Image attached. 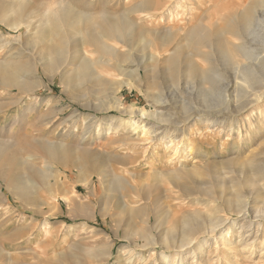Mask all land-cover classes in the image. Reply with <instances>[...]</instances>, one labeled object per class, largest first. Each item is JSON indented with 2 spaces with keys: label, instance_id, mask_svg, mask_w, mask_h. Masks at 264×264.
<instances>
[{
  "label": "rangeland",
  "instance_id": "374dc122",
  "mask_svg": "<svg viewBox=\"0 0 264 264\" xmlns=\"http://www.w3.org/2000/svg\"><path fill=\"white\" fill-rule=\"evenodd\" d=\"M0 1H11L14 5L20 2L32 13L25 24H22L31 23L29 30L20 28L14 31L6 24L0 23V36L9 42L4 48L0 41V62L9 60L11 50L16 48L22 58L31 53L37 59L44 58L45 50L33 40L37 37V29L47 14L61 7L59 2L81 13L85 12L84 14L92 18L123 15L137 26L147 24L140 19L137 12L145 0ZM182 7L186 15L185 24H188L192 14L201 12V9L185 8L184 3ZM160 21L162 20L159 17L152 26L166 30L169 24ZM205 24L209 26L208 21ZM183 35L181 32L179 37L175 38V43L180 42ZM134 48V54L138 56L143 44H136ZM79 49L82 50V47ZM144 49L143 53L149 52L148 48ZM67 50V60L70 61L73 50ZM17 59L21 60L19 56ZM220 68L221 79L214 83L212 88L199 81L187 84L181 79L170 80L161 85L159 93L164 95L162 98L166 104L161 111L169 122L145 119L144 124L149 123V127L153 129L149 132L147 129H140L142 132L139 130L140 132L133 136L129 122L139 120L138 116L115 110H108L109 113L100 111L103 95L95 98L94 93L90 92L89 94H92L86 97L87 100L83 94L82 97H72L67 93L68 88L62 85L60 72L46 75L40 71L36 78L38 90L25 95L0 88V105L14 103L9 106L10 109L7 107L8 109L4 108L5 110L0 112V141L16 148L15 152L20 159L37 167H43L47 159L37 148L24 141L27 137L73 147L72 161L70 158L66 159L63 165L54 160L49 162L53 166L56 181L61 182L60 184L69 191V195L75 194L78 202L88 209L86 214L71 213V205L62 200V196L66 194L48 192L42 189V186H38L34 191L39 199L36 208L20 204L4 190L0 193V246L10 257L0 264H166V261H169L168 264H174L175 255L182 251L187 254L184 264H198L193 262L195 256L190 254V248L182 250L177 242L167 241L172 236L179 241L186 220H192L197 210L205 211L204 207L191 205L188 200L176 201L171 197V173L179 169L185 174V169L190 170L187 175L182 176L180 183L198 185L201 193L221 192L224 197L233 190H241L244 200L250 201L247 185L248 177H251L249 165L264 161V119L259 122V129H254V126L250 128L252 137L243 132L239 135L236 131V125H239L240 130L248 128L243 123L238 124V121L249 113L253 115L252 119H256L257 111L264 109V97L248 103L242 110L237 109L251 98H246V91H241L240 94L236 92L229 69L225 66ZM70 69L74 67H65L64 77L72 71ZM259 69L254 73L257 83H249V94L264 93V66H259ZM22 76L25 75L21 74L20 77L23 78ZM159 90L154 91L158 93ZM145 94V89L125 87L118 96L126 107L135 111H154L155 106ZM215 110H222L225 115L203 114ZM191 114H200V119L194 116L191 120L184 121ZM97 116L98 118L93 119ZM112 116L123 117L128 121L120 127V131L116 130L119 123L112 124V129L116 131L112 130L109 134L105 127L110 123L109 118ZM205 119L214 123H204ZM175 122L180 123L185 134L174 133L175 127L172 123ZM166 128L170 129V132L166 133L171 137L162 140L160 137ZM152 134L160 136L154 138ZM247 136L251 137L249 142ZM129 137H134L135 143L139 145L122 143ZM150 137L154 139L150 140ZM171 141H174V145ZM83 149L87 150V155L82 154ZM76 162H83V165L80 163L79 166ZM79 167L84 168V174ZM235 183L241 187H234ZM201 193L200 198L209 199ZM216 203L223 208L225 215L230 213L224 202ZM104 208L106 210L103 211ZM232 219L237 220L238 216L234 215ZM263 232L264 230L259 233L262 240ZM235 236L237 243L242 240L246 242L250 238L247 232ZM202 240L210 241L205 238ZM208 247L207 255L201 264H264L262 244L253 253L246 254L243 260L230 254V251L226 252L218 243L211 242ZM226 254L230 255L227 257Z\"/></svg>",
  "mask_w": 264,
  "mask_h": 264
},
{
  "label": "bare ground",
  "instance_id": "6f19581e",
  "mask_svg": "<svg viewBox=\"0 0 264 264\" xmlns=\"http://www.w3.org/2000/svg\"><path fill=\"white\" fill-rule=\"evenodd\" d=\"M10 2L0 1V23L6 24L14 31H18L20 28L29 30L28 27L31 23L22 24H25L32 13L27 11L20 2L18 5ZM183 3L185 8L201 9L199 14H192L188 24L184 22L186 15L182 7ZM59 5L61 6L59 9L52 11L51 14L49 12L42 23L40 21L37 37L33 40L34 43L39 44L43 51L45 50L44 58L37 59L33 53L22 58L18 48L12 49L9 60L0 62V88L25 95L35 89L38 90L39 84L36 78L40 71L46 75L60 72L62 85L68 88L67 93L72 97H82L83 94L87 100L86 97L92 93H94L95 98L103 95L104 99L101 100L100 111L108 112L111 110L112 112L115 110V112L127 113L130 116H138L139 120L129 122L130 128H132V136L140 132V129H147L148 132L153 129L151 126L149 127V123L144 124L145 119H154L162 123L169 122L161 111L166 104L162 98L163 94L159 93V89H161V85L170 80L178 81L181 79L187 84L199 81L212 88L213 84L221 79L222 69L220 67L225 66L229 69V76L234 79L236 92L240 94L241 91H246V98H251L238 106L237 109L242 110L248 103L261 100L264 97V93L258 94L256 92L252 95L248 92L249 83H257L254 73L260 70L259 66H264V0H145L140 4L137 12L140 14V19L147 24H139V26L133 24L127 16L105 15L100 19L92 18L84 14L85 12L81 13L69 5H64L63 2H59ZM152 7L154 9H151ZM159 17L162 20L160 22L169 24L165 28L166 30L163 27L152 26ZM206 21H208L209 26L205 24ZM181 32L184 33L180 38L181 41L175 43V38L179 37ZM77 35L80 36L77 37ZM55 37L57 40L54 41ZM0 41L3 43V47L9 44L2 35ZM183 42L185 44H182ZM140 43L143 44V48H141V54L137 52L139 55L136 56L134 46L136 47V44ZM79 47H82V50ZM144 47L148 48V53H143ZM67 48L73 50L72 58L69 59L71 62L67 60ZM164 54L168 55L162 59ZM18 56L21 60L17 59ZM70 65L74 69H70L72 71L67 77H64L63 70ZM21 74L25 76L21 78ZM125 87L145 89V95L151 99L152 105L155 106L153 107L154 111L145 109L135 111L126 107L122 98L118 96L122 88ZM231 87L233 86L231 85ZM155 89L156 91L159 90L158 93H155ZM90 92L92 93L89 94ZM12 104L14 103H2L0 112ZM200 114H191L184 121H189L194 116L200 119ZM203 114L225 115L222 110L204 112ZM252 116L249 113L241 121H238V124L243 123V125L248 126L247 129L240 130L239 125H236V131L239 135L243 132L251 136L250 128L252 126L254 129L260 128L259 122L264 119V109L257 111L256 119H252ZM95 118L98 116L93 119ZM109 121L110 123L106 124L105 130L110 134L112 130L114 132L120 131V127L128 120H124L123 117L112 116ZM203 122L214 123L209 119H205ZM114 123H119L116 130L112 129ZM172 124L175 127L174 133L185 134V130H181L180 123ZM233 130L235 129H231V131ZM167 131L169 133L170 129L166 128V131L162 132V137H160L162 140L170 139L171 135L166 133ZM158 136L160 135L155 134L153 137ZM251 137L246 138L248 142ZM133 138L129 137L122 143L130 142L132 143L130 145H135L136 139ZM154 138L150 137V140ZM150 140L148 139L149 142H151ZM24 141L44 154L47 161L43 167L31 165L18 157L15 152L16 148L10 147L7 142L1 140L0 193L5 190L20 204L32 205L36 208L39 199L34 191L38 186H42V189H46L48 192L66 194L62 196V200L71 205V213L86 214L88 209L86 210L85 206L83 207L78 202L77 196L75 194L69 195V191L60 184L61 182L56 181L53 166L49 162L54 160L63 165L66 159L70 158L69 160L72 161L74 148L68 144H56L31 136ZM173 143L174 141H171V144ZM81 151L83 155H87V150ZM263 162V160L256 161L249 165L251 171L250 173L247 172L251 177H248L247 185L250 197L248 200L250 199V201L244 200L241 190H233L229 194H225L226 198L221 192L201 193L199 192L200 186L179 182L182 176L187 175L190 170L185 169V174L179 169L171 171V192L173 194L171 197L176 201L179 199L188 200L189 204L204 207L205 211L197 210L193 214L192 220H186L179 241L176 240L175 236L168 238L167 241L177 242L182 250L190 248L192 250L190 254L195 256L193 262L198 264H201L204 256L207 255L206 249L209 248L208 245L211 242L218 243L226 249V252L230 251V254L236 255L240 259L246 254L253 253L260 244L264 246V240L259 236V233L264 230ZM80 163L83 165V162ZM80 163L77 164L80 166ZM83 169H80L82 174H84ZM234 187L240 188L241 185L235 183ZM200 193L209 199L200 198ZM217 201L224 202L230 213L225 215L223 208L217 205ZM104 210L106 209L104 208ZM234 215L238 216L237 220L232 219ZM148 223H151V217ZM46 224L44 223V225ZM242 232L249 233L248 241L235 242V235ZM202 238L210 241H203ZM8 256L10 257V254H5L3 247L0 246V262L9 259ZM175 256L174 264H184L187 254H183L182 251ZM168 263L169 261H166V264Z\"/></svg>",
  "mask_w": 264,
  "mask_h": 264
}]
</instances>
